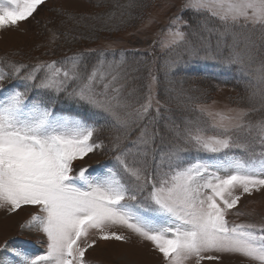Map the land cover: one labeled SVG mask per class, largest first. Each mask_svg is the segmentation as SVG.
<instances>
[{
    "label": "snow or ice",
    "instance_id": "1",
    "mask_svg": "<svg viewBox=\"0 0 264 264\" xmlns=\"http://www.w3.org/2000/svg\"><path fill=\"white\" fill-rule=\"evenodd\" d=\"M43 2L0 0V30L28 19ZM185 12L198 17L195 24ZM212 18L216 23L209 26ZM157 44L167 54L161 66L166 79L187 56L236 66L264 86V58L257 62L264 57V0H183ZM115 55L99 50L90 70L84 53L40 61L26 72L28 65L16 63L11 73L0 70V209L38 207L21 227L46 237L42 254L9 249L6 242L0 252L9 255L0 256V264H89L86 253L98 240H129L114 228L150 242L164 264H202L225 255L264 264V222L227 218L245 195L264 191V117L252 121L248 109L199 105L209 119L168 128L166 148H158L156 138L164 143L166 137L156 127L161 113L153 108L152 89L159 80L151 53L133 69L146 73L147 91L135 102L131 97L140 90H128L124 53L119 60ZM6 80L20 83L6 89ZM61 94L90 106L92 115L58 114ZM256 97L253 91L247 99ZM259 99L264 106V88ZM101 114L115 131L107 146L94 138ZM106 147L111 166L95 173L74 166ZM190 150L206 155L189 160Z\"/></svg>",
    "mask_w": 264,
    "mask_h": 264
},
{
    "label": "rangeland",
    "instance_id": "2",
    "mask_svg": "<svg viewBox=\"0 0 264 264\" xmlns=\"http://www.w3.org/2000/svg\"><path fill=\"white\" fill-rule=\"evenodd\" d=\"M44 0L31 17L20 21L18 25L0 30V70L11 73V64H26L30 67L40 61L62 60L76 53L86 55L85 63L89 70L96 60L99 50L115 53V59H120L124 53L128 71V90L138 89L131 100H143L146 93V73L133 71L147 53L153 60V73L159 83L153 86V108L160 107V117L156 125L160 136L156 138V146L165 149L167 145L168 128L179 125L184 127L186 121H205L209 118L198 111L199 105L209 106L213 111L229 108H244L250 110L248 119L256 121L264 117V106L261 105L259 93L264 86L258 85L255 75L245 76L238 67H226L215 61L191 60L187 56L170 74L167 79L161 66L167 59L166 51L159 44L153 47V41L159 40L166 32L171 18L178 13L183 0ZM133 7L121 9L117 5ZM124 16L120 15L121 11ZM115 13L111 19L110 14ZM128 13H131L129 16ZM69 14L75 19H70ZM99 17L92 19V17ZM83 17V19H81ZM183 18L195 24L198 17L192 12L183 13ZM216 23L209 20V26ZM187 30V29H185ZM255 32V30H253ZM259 33L256 32V35ZM213 43L215 37H212ZM264 57L258 58L262 59ZM109 59H113L110 55ZM42 74V73H41ZM38 74V75H41ZM18 80L4 81L6 89L19 84ZM9 84V85H8ZM257 97L249 102L247 97L253 92ZM52 95V93H48ZM189 97L191 99H189ZM159 101V105L156 104ZM54 109L58 114L80 116L86 118L92 115L93 109L85 104H78L61 94L57 97ZM255 109V111H251ZM153 114H155L153 112ZM103 137L96 134L99 140L109 145L115 131L106 123L101 114L96 118ZM167 125V127H166ZM237 155H244L234 150ZM204 153L190 150L187 158L205 157ZM112 153L99 149L89 154L83 160H78L75 167H88L95 173L102 165L111 166ZM244 215H237V212ZM38 212L36 206H22L15 213L0 209V248L7 242L24 241L31 253L42 254L46 250V237L35 229L22 228L31 215ZM230 222H264V191L245 195L236 209L230 211ZM129 236L124 241L98 240L95 247L86 253L89 264H164L163 256L156 251L150 242L131 234L126 229L114 228ZM188 264H194L189 261ZM202 264H250L240 256L225 255L219 261L205 260Z\"/></svg>",
    "mask_w": 264,
    "mask_h": 264
},
{
    "label": "bare ground",
    "instance_id": "3",
    "mask_svg": "<svg viewBox=\"0 0 264 264\" xmlns=\"http://www.w3.org/2000/svg\"><path fill=\"white\" fill-rule=\"evenodd\" d=\"M11 248L12 247L10 246L9 249H11ZM7 255H9V253L7 251L0 252V256H7Z\"/></svg>",
    "mask_w": 264,
    "mask_h": 264
},
{
    "label": "trees",
    "instance_id": "4",
    "mask_svg": "<svg viewBox=\"0 0 264 264\" xmlns=\"http://www.w3.org/2000/svg\"><path fill=\"white\" fill-rule=\"evenodd\" d=\"M87 2L89 3V2H91V1H90V0H87ZM101 129H102V128H101ZM101 129H99V131L97 132V134H99L101 137H103V134H102L103 131H101ZM102 139H103V138H102ZM102 139H101V140H102Z\"/></svg>",
    "mask_w": 264,
    "mask_h": 264
}]
</instances>
